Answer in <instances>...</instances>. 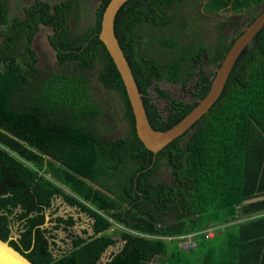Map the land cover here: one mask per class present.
Instances as JSON below:
<instances>
[{
	"label": "trees",
	"instance_id": "obj_1",
	"mask_svg": "<svg viewBox=\"0 0 264 264\" xmlns=\"http://www.w3.org/2000/svg\"><path fill=\"white\" fill-rule=\"evenodd\" d=\"M108 1L99 0L94 25L71 39V1L32 0L22 17L9 18L8 2L0 0V238L33 264H96L114 235L122 243L105 264H264V24L237 56L215 102L153 153L136 135L124 84L98 37ZM175 1L126 0L113 21L156 130L184 117L207 93L215 71L197 69L190 102L153 86L168 100L165 116L148 96L151 84L184 86L205 50L208 63L219 66L242 31L231 37L219 30L212 52L186 47L165 62L149 58L140 52L138 26L169 24L165 10ZM255 5L263 9L264 0H202L201 9L242 14ZM40 25L52 29L47 39L57 62L73 64L76 72L38 76L32 41ZM157 41L167 49L177 46L173 37ZM96 62L97 80L123 101L130 128L123 137L110 139L91 125L101 108L89 93L86 72ZM161 157L169 182L152 179ZM57 196L91 218L92 234H75L69 248L55 251V230L67 231L75 222L71 215H53ZM207 227L212 236H205ZM185 234L193 236L189 250L179 247Z\"/></svg>",
	"mask_w": 264,
	"mask_h": 264
},
{
	"label": "rangeland",
	"instance_id": "obj_2",
	"mask_svg": "<svg viewBox=\"0 0 264 264\" xmlns=\"http://www.w3.org/2000/svg\"><path fill=\"white\" fill-rule=\"evenodd\" d=\"M32 0H7L8 2V17H22L23 6L27 5ZM50 3L59 0H46ZM72 3L71 10L67 18L66 34L69 38L74 39L79 36L85 29L94 25L95 11L99 4V0H69ZM202 0H179L173 2L166 8L167 14L171 17V22L164 26H150L146 23L138 26L137 33L142 41L140 52L149 58H153L159 62L170 60L175 54L180 53L186 47L193 52L200 47L209 49L211 52L216 49L219 39V30L229 36H235L240 30L246 26V21L255 12L260 10V5H255L242 14H231L228 11H220L217 14H207L201 9ZM52 33L50 27L40 25L39 30L35 34L32 47L37 55L36 66L38 68V76L46 77L50 72H76L73 64L66 63L60 65L55 57V50L50 45L47 37ZM161 37H173L177 40L175 49H167L159 45L157 39ZM208 50L201 54V59L196 63L195 69L191 72L190 78L184 86L180 82L173 83L168 80H161L155 84L153 82L148 88L149 98L156 104L165 116L168 111V100L160 97L153 89L157 85L160 89L168 92L171 97L181 99L186 102L193 100L192 91L194 90V81L198 76L197 69L201 67L207 74H212L215 71V66L208 63ZM100 67L98 62L92 70L87 71L88 90L91 97L101 108L100 114L91 119V125L97 131L107 136L110 139H116L128 134L130 128L124 117V104L115 89H106L97 80L96 74ZM186 138H183V140ZM123 172L119 176L123 177ZM170 169L164 158L158 160L155 172L152 176L155 182H169ZM56 211L53 215H61L67 217L71 215L75 222L68 228L67 231L59 228L56 229L55 242L60 249L66 250L71 244V237L79 234L86 237L92 234L91 218L85 213L79 211L76 207L66 204L60 196H57L52 201L53 210ZM49 218V211L46 213ZM46 225H49L48 221ZM14 235V234H13ZM115 243L109 245L99 258L96 264H105L109 254L116 251L122 241L117 235H114ZM150 264H156L152 261Z\"/></svg>",
	"mask_w": 264,
	"mask_h": 264
},
{
	"label": "water",
	"instance_id": "obj_3",
	"mask_svg": "<svg viewBox=\"0 0 264 264\" xmlns=\"http://www.w3.org/2000/svg\"><path fill=\"white\" fill-rule=\"evenodd\" d=\"M126 0H109L103 9L100 19L98 37L108 51L122 79L130 107L134 117V128L137 137L143 145L153 153L158 152L166 144L183 134L191 125L205 113L220 95L228 74L241 50L247 45L255 33L264 24V8L255 18L246 24L241 33L236 36L224 54L219 66L215 68L210 86L203 98L177 123L166 130H156L148 122L141 93L137 89L134 77L119 43L115 37L113 21L117 10ZM46 220H48L46 216ZM14 237L11 235L9 238ZM0 264H33L20 251L11 246L8 240L0 238Z\"/></svg>",
	"mask_w": 264,
	"mask_h": 264
},
{
	"label": "built area",
	"instance_id": "obj_4",
	"mask_svg": "<svg viewBox=\"0 0 264 264\" xmlns=\"http://www.w3.org/2000/svg\"><path fill=\"white\" fill-rule=\"evenodd\" d=\"M205 236H212L213 229L212 227H207L205 230ZM179 247L182 250H189L194 246L193 236L192 234H185L178 237Z\"/></svg>",
	"mask_w": 264,
	"mask_h": 264
},
{
	"label": "flooded vegetation",
	"instance_id": "obj_5",
	"mask_svg": "<svg viewBox=\"0 0 264 264\" xmlns=\"http://www.w3.org/2000/svg\"><path fill=\"white\" fill-rule=\"evenodd\" d=\"M261 6V5H260ZM262 8V6L260 7V9ZM262 10V9H261ZM246 24H247V22H246Z\"/></svg>",
	"mask_w": 264,
	"mask_h": 264
}]
</instances>
